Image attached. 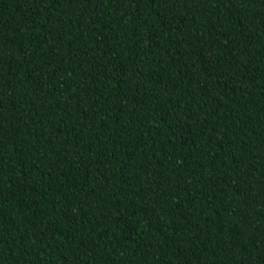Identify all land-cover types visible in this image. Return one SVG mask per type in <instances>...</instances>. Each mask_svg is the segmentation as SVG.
<instances>
[{"label":"trees","instance_id":"1","mask_svg":"<svg viewBox=\"0 0 264 264\" xmlns=\"http://www.w3.org/2000/svg\"><path fill=\"white\" fill-rule=\"evenodd\" d=\"M0 264H264V0H0Z\"/></svg>","mask_w":264,"mask_h":264}]
</instances>
